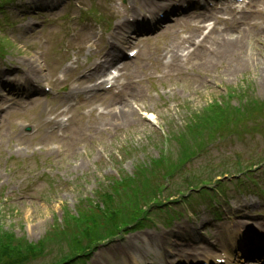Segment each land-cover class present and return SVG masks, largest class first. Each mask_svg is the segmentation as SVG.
Returning <instances> with one entry per match:
<instances>
[{"label":"rangeland","instance_id":"obj_1","mask_svg":"<svg viewBox=\"0 0 264 264\" xmlns=\"http://www.w3.org/2000/svg\"><path fill=\"white\" fill-rule=\"evenodd\" d=\"M61 1L44 0L40 12L22 22L30 21L32 27L19 38L16 37L19 24L10 30V34L17 38L18 45L14 50L15 45L9 37L2 39L4 47L11 48V51L0 57V239L4 246L18 249L20 255L1 249L0 264L10 263L9 256L23 257L19 264H58L80 255L84 250L86 254L74 259L76 264H85L87 260L88 264H123L122 250L128 244H135L136 235L145 234L142 231L115 238L122 227L118 224L112 228L111 224L125 220V212L129 215L127 222L131 226L150 216L156 222L151 226L153 221L148 228L149 240L142 238L135 244L139 264L143 260H146L145 264H164L158 250L167 258L168 264H182L176 255H167L169 250L172 251L173 242L183 241V237L191 235L201 243L192 248L202 246L201 249L207 250L213 257L219 256L221 251L213 246L215 239L224 231L223 224L228 221L236 238L234 245L245 248V243H240L238 236L257 222H264V210L251 211L256 214L241 219L249 210L245 206L239 208L244 196L236 188L252 183L249 180L251 177L259 180L260 188L264 186V163L260 165L262 171L254 170L253 164L249 163L253 160L249 150L253 152V145L264 139L260 132L264 131V37L260 36L264 31L258 30L264 29V22L259 21L255 29L241 27L231 19L218 29L209 28L208 31L212 32L204 39L207 31L196 29L190 11L177 14L180 24L169 26L168 36L155 43H144L143 46H147L142 55L134 64L127 66L120 80L122 88V83L131 78L129 75L134 68L143 79L137 87L138 98L134 94L135 97L130 98L131 106L139 111L134 115L135 120L113 125L112 122L122 121L117 114L119 111L115 113L120 105L113 101L111 103L115 102V108L108 111L96 108L98 101L95 100L68 114L71 119L65 123L66 127L56 129L54 138L61 141L56 142L50 137L55 124L45 120L54 116L52 112L44 115L41 111L54 102L35 96V89H27V103H23L21 92L8 86L5 80L7 76L21 80L34 78L37 66L25 56L43 51V60L47 62L50 55L47 51L64 42L62 38L69 22L78 20L81 23V17L74 19V3L59 5ZM179 1L129 0L128 8L133 5L137 12L148 13L167 3L168 10L155 13L162 12L173 17L176 13L172 10L177 8ZM47 3L58 7L49 13ZM24 5L26 9L19 14L8 9L0 14V28L8 16L17 19L24 14L28 16L30 3L25 2ZM86 5L88 9L93 7L92 3L86 2ZM49 20H53V24H48ZM8 21L14 23L13 19ZM92 21L91 26L86 21V24L77 26L73 34L88 29L90 33L96 31L97 38L100 29L109 25L104 20H100L98 25ZM71 27L73 29L74 26ZM47 28L52 31L48 33ZM227 28H243L245 32L242 33L249 39L243 50L229 49L236 53L233 55H226V41L217 39L226 33ZM238 32L233 33L234 36ZM198 39L205 40L204 48H199L186 61L176 60L177 66L173 70L169 67L156 70L147 59L162 48L164 53H169L171 43L184 49ZM85 44L88 42L80 43V55L89 50ZM185 50L187 53L188 48ZM38 55L36 53V59L41 62ZM155 55L153 58L158 59ZM201 70L207 73L202 82L198 78ZM37 76L40 82L48 81V66L45 69L42 67ZM127 89L126 86L124 92L129 95L131 89ZM95 96L97 92H92V99ZM33 99L37 101L32 102ZM63 118L61 115L58 120ZM113 118L116 121L111 120ZM95 124L96 130L89 132V138L71 149L70 144L80 137L82 139L87 128ZM239 150L246 151L234 152ZM70 152L77 153L69 162L70 166L57 167L56 161L65 159ZM245 165L246 169H252L246 174H239ZM180 168L189 180L175 175L174 172ZM33 173L39 177L36 182L28 178ZM193 175L198 177L191 182ZM153 178H158L161 186H169L172 191L177 188L176 184L182 185L185 196L171 200L167 198L170 197L168 189H164L166 197L161 194L158 199L150 198L151 201L143 203L142 207L133 204L144 181ZM232 195L236 201L226 204L225 199L230 200ZM258 196L264 195L259 193ZM103 204L106 206L102 207ZM133 205H136L134 211ZM129 207L131 212L127 210ZM113 210L116 217L110 218ZM235 220L246 223L244 228L233 227ZM166 225L168 233L161 228ZM159 232L166 234L171 243L161 241L156 235ZM96 238H108L110 242L99 247V243L93 242ZM146 243L148 252L142 248ZM30 245L33 246L31 250ZM74 260L65 264H75Z\"/></svg>","mask_w":264,"mask_h":264},{"label":"bare ground","instance_id":"obj_2","mask_svg":"<svg viewBox=\"0 0 264 264\" xmlns=\"http://www.w3.org/2000/svg\"><path fill=\"white\" fill-rule=\"evenodd\" d=\"M165 4H167V3H165ZM165 4H163L164 7H165ZM128 21H129V19L127 18L126 23ZM123 26H124L123 23H121L119 28L122 29ZM197 26H198L199 29L202 28V27L206 28L205 20L199 19L197 21ZM226 34L227 35L223 36L222 39H221V41H223V42L226 41L225 43H227L226 44V49L227 50H225V54L226 55H228V54L229 55L236 54L234 52H230L229 49H241V50H243L245 48L246 43L249 40V39L246 38V34H243V33L240 34V32H239L240 35H237V36H234V34H229V33H226ZM127 41H128V39H127ZM121 43L123 44L125 42L122 41ZM109 52H110V50H108L107 52H104L101 55L97 56V59L95 61L94 66H92L91 70L89 71V75H86L85 74L83 76L84 79H86L88 81H96L98 78H101V75L106 72V70H105L106 69V64L110 63V61H108V59L106 58ZM116 56H117V54H115V53L110 55L111 59H113ZM203 58H206V56H204ZM205 76H207V73L204 70H201L199 72L198 78L202 82L205 79ZM6 79L9 80L10 78L7 76ZM136 87L137 86H135L134 89L131 92H132V97H135L136 96L138 98V89ZM86 92H90V89L88 87L86 89ZM119 105L120 106L115 111V113L117 111H119L117 114H119V117L122 119V121H119L118 123H114V122L111 121L113 125H117V124H121L122 125L125 122H131V121L135 120L134 115L138 114L139 111L136 110V109H134L131 106V101H130L129 98L128 99L123 98L121 101H119ZM109 106L110 105H108V106L105 105V108H108ZM124 113H125V116H124ZM126 115H127V118H126ZM111 120L116 121L114 118L111 119ZM109 123H110V120L108 121V124L107 125H109ZM96 125L97 124L93 125L91 128H87V130L85 131L86 133L82 136V139L80 137L77 140H75L74 142H72L70 144L71 149L74 148L75 146H77L79 143L85 142L89 138V136L91 135L89 132H92V131H95L96 130L95 129ZM101 125L103 126L105 124H101ZM73 151L74 150H71V152H73ZM76 155H77V153H71L65 159H63V160H57L55 165L57 167L58 166H60V167H69L70 166V163L69 162ZM62 161H65V162L62 163ZM36 174L37 173H33L28 178H31V179H33V182H36L39 179V177H37L38 175H36ZM229 228H230L229 226H227V227L224 226V229L225 230H227ZM263 232H264V228H263ZM260 237H262V236H260ZM229 238H231V236H229ZM177 239H180V238H177ZM185 241L197 242L196 240H185ZM188 246L189 247H192L193 244H189V243H176V244L173 245V248H172V251L171 252L174 255V257L176 255L177 257H180L184 262H189L190 261V256H189V253H188V251H189L188 250ZM227 248H228V245L225 244L224 245V250L227 249ZM129 249H130V247H128V250ZM193 251L196 254H200L201 253V254H204V255L208 256L207 252L204 249L196 248V249H193ZM129 253H131V252H129ZM130 255L132 256V254H130ZM169 255H171L170 254V250H169ZM131 258L133 260H135L136 259V255L135 256H132ZM219 258H221V256H219ZM163 261L165 262V264H168V260H167L166 257L163 258ZM142 262H144V261H142ZM99 264H101V263H99ZM123 264H126V262H124ZM133 264H135V263H133Z\"/></svg>","mask_w":264,"mask_h":264},{"label":"trees","instance_id":"obj_3","mask_svg":"<svg viewBox=\"0 0 264 264\" xmlns=\"http://www.w3.org/2000/svg\"><path fill=\"white\" fill-rule=\"evenodd\" d=\"M1 249H5L7 253H14L16 255H20L18 253V252H20V251H18V249H12L10 247L4 246L2 240L0 239V251H1ZM29 249L31 250L32 248L29 246ZM16 259H18V258L9 256L8 262H10V263H6V264H14V260H16Z\"/></svg>","mask_w":264,"mask_h":264}]
</instances>
